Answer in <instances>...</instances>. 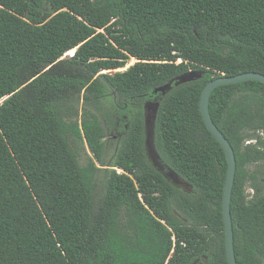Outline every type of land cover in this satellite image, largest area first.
<instances>
[{
    "label": "trees",
    "instance_id": "obj_1",
    "mask_svg": "<svg viewBox=\"0 0 264 264\" xmlns=\"http://www.w3.org/2000/svg\"><path fill=\"white\" fill-rule=\"evenodd\" d=\"M249 72L264 76V0H0V264H227L226 159L199 99ZM208 112L235 158L236 264H264V84L218 87Z\"/></svg>",
    "mask_w": 264,
    "mask_h": 264
},
{
    "label": "water",
    "instance_id": "obj_2",
    "mask_svg": "<svg viewBox=\"0 0 264 264\" xmlns=\"http://www.w3.org/2000/svg\"><path fill=\"white\" fill-rule=\"evenodd\" d=\"M74 53V52H73ZM194 73H189L186 76L179 78V82H185L188 78L194 76ZM249 81H257L264 84V76L258 73H244L239 74L232 77H227L223 74L217 76L216 78L209 81L202 89L199 99V112L202 118V121L208 130V132L212 135V137L216 140V142L222 148L225 159H226V174L224 180V187L222 193L221 200V212H222V220L224 226V247H225V255L227 264H236L234 250H233V232H232V222L230 217V195L234 180L235 174V158L233 150L228 143V141L224 138V136L219 132L216 126L213 124L209 112H208V101L211 93L218 87L225 85H233L239 84L243 82ZM169 89V86L166 85L164 87H160L155 90V93H164ZM1 103V102H0ZM158 109V103H148L145 105V115H144V127H145V140H144V148L145 154L152 164L153 168L158 171H163V168L158 163V156L154 150L153 144V122L155 118L156 111ZM165 177L172 181L173 185L178 188H183L189 190V187L184 184L178 177H176L173 173L168 172L165 174Z\"/></svg>",
    "mask_w": 264,
    "mask_h": 264
},
{
    "label": "rangeland",
    "instance_id": "obj_3",
    "mask_svg": "<svg viewBox=\"0 0 264 264\" xmlns=\"http://www.w3.org/2000/svg\"><path fill=\"white\" fill-rule=\"evenodd\" d=\"M113 31V28L110 26L108 27L106 30H100L97 31L98 34L104 35V36H108L109 33H111ZM74 52V51H73ZM72 54H66L63 58L66 57H70L72 56ZM134 63H136V60L131 58L128 60V62L126 63L125 67L122 69H117V70H113V71H108V72H102V73H110L113 74L115 72H122L124 70H126L128 67L132 66ZM176 64H179L176 62ZM82 105V102L80 103V107ZM102 109L106 112V116L100 117V120L105 128L106 131V138L104 139L105 141V153H104V162L107 164L110 162L116 147H117V143L119 140V133H118V126L117 123L115 122V119L113 117V115H111L112 113H110V107L108 104H104L102 106ZM246 144H250L251 146L255 145L254 141H248ZM85 153L88 156H91L87 147L85 146V152L80 151V162L81 164H83L85 162ZM97 167H100L97 163H96ZM102 169L108 168V167H100ZM254 167H250V169H253ZM101 177L102 174L100 173L99 176L97 177V182L100 183L101 181ZM247 194H249L250 196L253 194V191L251 189H247ZM129 264H139V263H129Z\"/></svg>",
    "mask_w": 264,
    "mask_h": 264
},
{
    "label": "built area",
    "instance_id": "obj_4",
    "mask_svg": "<svg viewBox=\"0 0 264 264\" xmlns=\"http://www.w3.org/2000/svg\"><path fill=\"white\" fill-rule=\"evenodd\" d=\"M176 62H177V63H180V60L178 59Z\"/></svg>",
    "mask_w": 264,
    "mask_h": 264
},
{
    "label": "flooded vegetation",
    "instance_id": "obj_5",
    "mask_svg": "<svg viewBox=\"0 0 264 264\" xmlns=\"http://www.w3.org/2000/svg\"><path fill=\"white\" fill-rule=\"evenodd\" d=\"M148 104V103H147ZM152 165V164H151Z\"/></svg>",
    "mask_w": 264,
    "mask_h": 264
}]
</instances>
